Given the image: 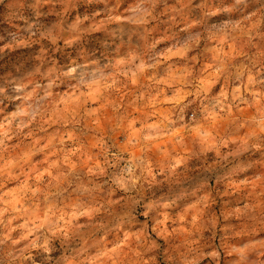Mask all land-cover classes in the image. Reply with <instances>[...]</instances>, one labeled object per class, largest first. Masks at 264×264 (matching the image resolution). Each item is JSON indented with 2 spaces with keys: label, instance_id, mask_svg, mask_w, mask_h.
Here are the masks:
<instances>
[{
  "label": "clouds",
  "instance_id": "9594fccd",
  "mask_svg": "<svg viewBox=\"0 0 264 264\" xmlns=\"http://www.w3.org/2000/svg\"><path fill=\"white\" fill-rule=\"evenodd\" d=\"M262 21L264 0H0V264H264L260 205L217 209L248 238L212 210L264 156Z\"/></svg>",
  "mask_w": 264,
  "mask_h": 264
},
{
  "label": "rangeland",
  "instance_id": "374dc122",
  "mask_svg": "<svg viewBox=\"0 0 264 264\" xmlns=\"http://www.w3.org/2000/svg\"><path fill=\"white\" fill-rule=\"evenodd\" d=\"M153 27H156L157 30H159V26L153 25ZM258 31L260 33H264V21H262L259 24ZM254 43L257 45V47L264 49V39H261V37L257 36ZM124 98L127 99V96H125ZM246 114L247 113H245V115ZM40 158L42 157L41 156L34 157L33 162H35ZM251 162H252V167L249 170V174H248L250 184L247 187L237 185L232 191H228L225 190L223 187H219L218 190L213 189L212 191V195L215 200V203L212 205V210L215 212V215L218 217V222H217L218 233L222 229L232 230L233 228H235L238 236L244 235L246 238L251 236V232L242 234L239 231L238 225H230V222L224 220V218L220 216L219 211H217V209H221V208L224 209L225 211L230 210L234 206L236 200L242 198L243 196H247L248 199L256 201L260 205L258 212L264 213V156H261L260 153H256L254 156H252ZM37 167H39V164H37ZM256 176H260L261 179L257 180ZM11 186L12 184L9 183L8 185L5 186V188L0 189V191H7V188ZM256 219L259 220L260 216L258 215ZM245 223L248 225L249 228H251L254 221L247 220L245 221ZM261 234L264 235V232H262ZM144 255L145 258H147L148 254L145 253Z\"/></svg>",
  "mask_w": 264,
  "mask_h": 264
}]
</instances>
